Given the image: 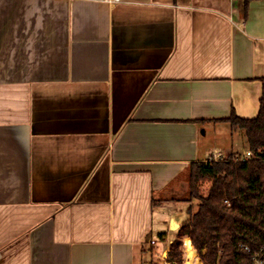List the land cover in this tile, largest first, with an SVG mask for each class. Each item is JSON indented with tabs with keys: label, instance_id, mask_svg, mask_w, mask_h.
<instances>
[{
	"label": "crops",
	"instance_id": "obj_1",
	"mask_svg": "<svg viewBox=\"0 0 264 264\" xmlns=\"http://www.w3.org/2000/svg\"><path fill=\"white\" fill-rule=\"evenodd\" d=\"M263 90L264 0H0V264L165 256Z\"/></svg>",
	"mask_w": 264,
	"mask_h": 264
},
{
	"label": "trees",
	"instance_id": "obj_2",
	"mask_svg": "<svg viewBox=\"0 0 264 264\" xmlns=\"http://www.w3.org/2000/svg\"><path fill=\"white\" fill-rule=\"evenodd\" d=\"M243 3L245 18L253 0ZM233 131L245 133L255 158L237 159L230 153L222 161H199L189 167V219L178 229L167 259L145 264H184L183 240L190 238L201 264H264V90L259 115L245 119L235 113L223 120ZM209 183L205 194L201 186ZM203 260V261H202Z\"/></svg>",
	"mask_w": 264,
	"mask_h": 264
},
{
	"label": "rangeland",
	"instance_id": "obj_3",
	"mask_svg": "<svg viewBox=\"0 0 264 264\" xmlns=\"http://www.w3.org/2000/svg\"><path fill=\"white\" fill-rule=\"evenodd\" d=\"M236 131H239V130H236ZM237 135V139H238V142L239 143H242L243 145H242V147H245V145H244V143H245V139H246V136H245V133H238V134H236ZM246 145H247V139H246ZM247 147H248V145H247ZM245 151H246V149H245ZM236 151H235V149H233V150H231V149H229V150H227L226 152H225V156L226 155H228V154H230V153H235ZM244 152V150H242L241 152H236V154L237 155H240V154H242ZM189 184V183H188ZM209 188H210V184L209 183H204V184H202V186H201V189H202V192L203 193H207L208 192V190H209ZM186 191H187V189H186ZM185 193H187V192H185ZM182 194H184V193H181V195ZM187 197V196H186ZM189 204V203H188ZM190 206V205H189ZM188 205H182V206H180V211L181 212H184L185 210L184 209H187V216H186V218H187V220L189 219V215H188V207H189ZM176 229V228H175ZM178 231V230H177ZM190 240L191 241V239L190 238H185L184 240H183V243H184V245H185V240ZM192 242V241H191ZM185 249H186V246H183V253H184V264H186V252H185ZM150 251H151V249H149V256H148V260H150L151 259V253H150ZM169 252V251H168ZM168 252H166L165 253V256H163V257H160L158 260H155V261H162V263H164L165 262V260L167 259V256H168ZM153 254V257H156V254H154V253H152ZM197 254H198V257H200V255H199V253L197 252ZM155 255V256H154ZM157 258V257H156ZM201 258V257H200ZM147 260V261H148ZM203 261V260H202Z\"/></svg>",
	"mask_w": 264,
	"mask_h": 264
},
{
	"label": "built area",
	"instance_id": "obj_4",
	"mask_svg": "<svg viewBox=\"0 0 264 264\" xmlns=\"http://www.w3.org/2000/svg\"><path fill=\"white\" fill-rule=\"evenodd\" d=\"M115 1H118V0H115ZM225 158H226V156L223 155L222 153H216L212 157H210L207 161L208 162L222 161ZM254 158H255L254 153L249 149L237 156V159L241 160V161H250ZM152 244L154 245L155 241H153ZM186 245H187L186 243H185V245L183 244V246H186Z\"/></svg>",
	"mask_w": 264,
	"mask_h": 264
},
{
	"label": "bare ground",
	"instance_id": "obj_5",
	"mask_svg": "<svg viewBox=\"0 0 264 264\" xmlns=\"http://www.w3.org/2000/svg\"><path fill=\"white\" fill-rule=\"evenodd\" d=\"M185 252L186 264H200V262L197 261V252L191 243L186 245Z\"/></svg>",
	"mask_w": 264,
	"mask_h": 264
},
{
	"label": "clouds",
	"instance_id": "obj_6",
	"mask_svg": "<svg viewBox=\"0 0 264 264\" xmlns=\"http://www.w3.org/2000/svg\"><path fill=\"white\" fill-rule=\"evenodd\" d=\"M185 243H186V244H190L191 241L186 239V240H185Z\"/></svg>",
	"mask_w": 264,
	"mask_h": 264
},
{
	"label": "water",
	"instance_id": "obj_7",
	"mask_svg": "<svg viewBox=\"0 0 264 264\" xmlns=\"http://www.w3.org/2000/svg\"><path fill=\"white\" fill-rule=\"evenodd\" d=\"M172 224H173V223H172ZM171 227H173V225H171ZM180 228H181V226H180ZM180 228H179V229H180ZM172 229H173V228H172Z\"/></svg>",
	"mask_w": 264,
	"mask_h": 264
}]
</instances>
